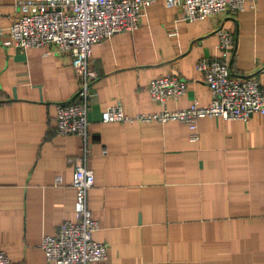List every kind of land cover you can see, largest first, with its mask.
I'll use <instances>...</instances> for the list:
<instances>
[{"label": "crops", "instance_id": "0c3cea01", "mask_svg": "<svg viewBox=\"0 0 264 264\" xmlns=\"http://www.w3.org/2000/svg\"><path fill=\"white\" fill-rule=\"evenodd\" d=\"M15 0H0V247L10 264H54L40 246L75 220L73 157L81 140L56 131V105L74 101L71 55L53 43L21 49L10 40ZM179 9L156 0L138 28L91 46L87 166L94 184L87 206L107 255L91 264H264V115L247 120L204 116L198 139L186 123L103 122L116 103L124 112H156L151 80L175 74L186 90L169 109L208 104L211 93L195 68L217 58L218 28L234 33L231 74L264 82V0L239 12L179 21ZM57 177L60 181H57Z\"/></svg>", "mask_w": 264, "mask_h": 264}, {"label": "built area", "instance_id": "2783aa9c", "mask_svg": "<svg viewBox=\"0 0 264 264\" xmlns=\"http://www.w3.org/2000/svg\"><path fill=\"white\" fill-rule=\"evenodd\" d=\"M167 7L180 11L167 29L176 39L180 35L179 21L193 22L222 12H239L247 2L255 0H163ZM156 0H15L17 15L10 26V40L5 44L21 49L41 47L53 43L59 51L71 55V65L78 80L76 100L58 103L55 124L60 135L74 134L81 140L80 155L73 157L74 170L71 182L75 201V220H66L58 226L56 234H44L42 247L47 261L54 264H91L107 255L106 244L93 238L99 230L97 220L87 206V190L94 184V175L87 166L89 123L88 110L92 97L91 83L96 72L90 66L91 46L114 33L138 28L148 6ZM3 33L0 28V35ZM217 58L202 57L195 68L203 73L211 99L199 105L193 101L185 109H169L168 99H176L186 90L185 80L175 74H167L151 80L148 92L152 101L159 104L156 112L127 115L122 106L115 104L101 112L103 122H133L176 120L190 128L189 137L196 141L197 119L204 116H221L224 119L247 120L253 114L264 115V82L252 77L231 74L235 35L218 28ZM57 181L60 178L57 177ZM7 251L0 247V264H10Z\"/></svg>", "mask_w": 264, "mask_h": 264}]
</instances>
